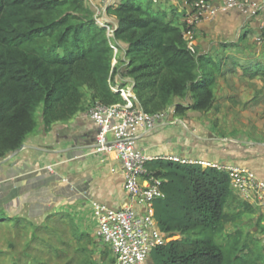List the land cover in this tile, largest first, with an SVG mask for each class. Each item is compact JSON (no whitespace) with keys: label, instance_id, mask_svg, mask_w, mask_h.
I'll list each match as a JSON object with an SVG mask.
<instances>
[{"label":"trees","instance_id":"obj_1","mask_svg":"<svg viewBox=\"0 0 264 264\" xmlns=\"http://www.w3.org/2000/svg\"><path fill=\"white\" fill-rule=\"evenodd\" d=\"M152 4H107L105 14L115 18L108 37L86 0H0V160L35 131L38 116L47 131L82 110L84 88L91 102H123L112 87L115 81L123 87L125 77L144 112L173 107L174 115L183 116L186 110L213 107L216 76L202 65L214 60L187 42L182 28L164 19L163 10L151 11ZM111 44L121 53L114 66ZM243 70L250 76L264 73V62ZM146 167L162 179L164 196L153 203L154 218L170 237L151 250L152 264H264L260 237L240 229L224 232L227 224L253 211L236 197L226 172L164 159ZM234 201L239 209L229 212ZM260 217L257 227L264 232ZM25 219L0 209V223L14 220L19 226Z\"/></svg>","mask_w":264,"mask_h":264},{"label":"crops","instance_id":"obj_2","mask_svg":"<svg viewBox=\"0 0 264 264\" xmlns=\"http://www.w3.org/2000/svg\"><path fill=\"white\" fill-rule=\"evenodd\" d=\"M116 1L93 0L92 3L100 5ZM189 1L161 0L153 5L169 14V20L176 19L177 25L181 27L184 14L190 11ZM220 1L212 0V4L218 5ZM92 3L89 6L93 9ZM105 16L115 25L114 17ZM257 26L256 18L242 16L236 11L220 12L213 18L196 24L194 44L199 53L209 56L224 44L238 42L240 28L251 36L253 42ZM123 82L125 87L132 86L131 79L127 77L123 78ZM90 104L87 91L83 109L68 121L55 122L47 131L41 125L42 137L33 139L28 135L24 142L25 148L4 162L10 168L4 181L8 183L5 189L12 194V200L22 204V208L30 212L29 218L44 217L50 211L67 213L80 229L86 225V216L89 215L93 221L91 232H80L88 234L97 247L102 244L95 235L97 214L92 207L93 201L111 209H118L126 204H132L140 212L143 208L132 201L124 190L121 163L115 155L91 152V138L96 132V126L86 115ZM193 112L186 110L183 116H176L169 111L153 130L140 134L138 149L151 156L175 154L211 162L243 164L264 179V175L261 176L260 172L251 167L237 148L213 144L214 139L207 142L208 138L201 128L203 125L195 122L199 112ZM171 119L184 120L187 128H181L179 122L171 124ZM46 165H52L54 173L43 169ZM148 263L152 264L150 257Z\"/></svg>","mask_w":264,"mask_h":264},{"label":"rangeland","instance_id":"obj_3","mask_svg":"<svg viewBox=\"0 0 264 264\" xmlns=\"http://www.w3.org/2000/svg\"><path fill=\"white\" fill-rule=\"evenodd\" d=\"M155 9L156 6L152 4L151 11ZM164 19H170L169 14H165ZM172 23L177 25V20L172 19ZM240 31L241 37L244 32L242 28ZM209 57L214 63L205 62L202 69L213 70L216 76L215 101L211 109L196 111V114L199 113L195 122L203 125L201 128L208 138L207 142L214 139L213 144L237 148L240 151L238 153L248 160L247 163L263 176L264 73L250 76L243 69L252 62H264V47L257 48L251 36L247 34L238 42L224 44L222 48L214 50ZM116 86L115 81L113 87ZM87 91L84 88V92ZM39 112L40 108L37 110V116ZM178 124L183 128L182 124ZM41 125L38 116V125L29 138L43 136ZM9 170L7 164L0 165V209L11 217L20 215L28 219L19 226L14 225V220L0 223V264H90L93 258L95 264H109L112 261L110 252L101 254L107 247H96L89 237L80 235V230L91 232L93 221L89 215L86 216V225L80 229L67 213L50 211L44 217L29 218L30 212L24 210L22 204L14 202L12 194L5 189L8 183L4 179ZM234 194L239 198L235 192ZM251 206L253 211H246L233 223L227 224L224 232L240 229L243 233L255 234L260 237V243L264 246V232L257 227L260 216V224L264 225V207L259 202L252 203ZM238 209L239 206L234 201L228 210L236 212Z\"/></svg>","mask_w":264,"mask_h":264},{"label":"built area","instance_id":"obj_4","mask_svg":"<svg viewBox=\"0 0 264 264\" xmlns=\"http://www.w3.org/2000/svg\"><path fill=\"white\" fill-rule=\"evenodd\" d=\"M151 1L158 4L161 0ZM86 2L89 5L93 0ZM93 5L95 21L104 25L107 36L112 37L115 25H109L110 21L105 17L107 3ZM189 8L181 26L187 42L193 44L195 26L199 21L211 19L220 12L236 11L242 16L258 20L253 43L259 49L264 47V0H221L215 6L212 0H190ZM111 48V65L114 66L119 50L114 44H111ZM131 88L118 85L112 87L113 91L120 93L123 102L106 104L94 100L86 110V115L96 126L91 152L115 155L121 163L124 190L132 201L143 208L140 212L132 204H126L118 209H111L105 204L92 202L97 214L96 238L113 256L109 264H149L151 250L170 239L160 231L154 218L153 203L164 194L161 190L162 179L147 170L146 163L149 161L164 159L217 168L228 174L230 187L241 200L251 204L259 202L264 207V179L246 165L191 159L175 154L151 156L138 149L140 134L153 130L169 111L174 113V108L168 107L157 113L144 112L134 103ZM178 122L187 128L184 120H170L171 124ZM43 169L54 173L52 165H46Z\"/></svg>","mask_w":264,"mask_h":264},{"label":"water","instance_id":"obj_5","mask_svg":"<svg viewBox=\"0 0 264 264\" xmlns=\"http://www.w3.org/2000/svg\"><path fill=\"white\" fill-rule=\"evenodd\" d=\"M96 133V132H95ZM94 133V136H95ZM94 136L91 138V141L94 142ZM93 146V144H92ZM23 148H25V144L23 143L19 148H17L16 150L12 151L8 156H6L5 158L0 160V165L3 164L4 162H6L9 158L13 157L14 155H16L18 152H20Z\"/></svg>","mask_w":264,"mask_h":264}]
</instances>
